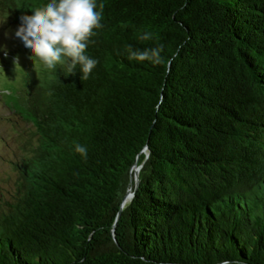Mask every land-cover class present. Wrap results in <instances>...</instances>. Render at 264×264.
Masks as SVG:
<instances>
[{
  "label": "trees",
  "instance_id": "1",
  "mask_svg": "<svg viewBox=\"0 0 264 264\" xmlns=\"http://www.w3.org/2000/svg\"><path fill=\"white\" fill-rule=\"evenodd\" d=\"M49 2L0 6L19 26ZM96 3L89 79L38 60L7 102L35 142L0 200V264H264V0Z\"/></svg>",
  "mask_w": 264,
  "mask_h": 264
},
{
  "label": "clouds",
  "instance_id": "2",
  "mask_svg": "<svg viewBox=\"0 0 264 264\" xmlns=\"http://www.w3.org/2000/svg\"><path fill=\"white\" fill-rule=\"evenodd\" d=\"M103 9L104 5L102 3L97 5L96 0H51L43 7L32 11L31 15H21L20 25L14 35L31 51V58L42 62L47 69L55 71L57 65H66L68 75H75L79 66L82 73L80 79L87 80L99 63L97 59L87 55V48L95 43L92 37L98 33L94 29L103 28L101 23ZM5 36H9V33L5 32ZM150 38L148 34L140 37L141 40ZM0 51H3L5 57L8 55L6 46L0 45ZM161 52L162 47L137 52L131 50L129 46L128 58L160 63ZM14 63L18 65V58ZM75 151L83 158H87L85 146L76 144ZM141 259L143 264H151L150 261Z\"/></svg>",
  "mask_w": 264,
  "mask_h": 264
},
{
  "label": "rangeland",
  "instance_id": "3",
  "mask_svg": "<svg viewBox=\"0 0 264 264\" xmlns=\"http://www.w3.org/2000/svg\"><path fill=\"white\" fill-rule=\"evenodd\" d=\"M0 23H3L0 25V45L6 46L8 51L6 57L0 51V200L6 201L13 194L18 179L15 164L25 156L29 144L35 142L34 138L30 140L31 126L7 102H20L25 87L35 76L39 61L31 58V51L15 38L17 22L1 6ZM5 32L9 36H5ZM24 49L29 50V54H25ZM17 58L18 65L14 63Z\"/></svg>",
  "mask_w": 264,
  "mask_h": 264
},
{
  "label": "water",
  "instance_id": "4",
  "mask_svg": "<svg viewBox=\"0 0 264 264\" xmlns=\"http://www.w3.org/2000/svg\"><path fill=\"white\" fill-rule=\"evenodd\" d=\"M133 175L130 176V183H131V186L129 188V190L127 191L124 199H123V204L125 202V199L128 197V200H130L132 197H133V192L131 191L133 187H137L138 185V168L135 167V165H133Z\"/></svg>",
  "mask_w": 264,
  "mask_h": 264
},
{
  "label": "bare ground",
  "instance_id": "5",
  "mask_svg": "<svg viewBox=\"0 0 264 264\" xmlns=\"http://www.w3.org/2000/svg\"><path fill=\"white\" fill-rule=\"evenodd\" d=\"M126 200H128V197L125 199V202H126ZM125 202H124V203H125Z\"/></svg>",
  "mask_w": 264,
  "mask_h": 264
}]
</instances>
